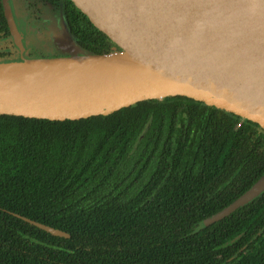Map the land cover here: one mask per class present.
Listing matches in <instances>:
<instances>
[{"label":"trees","instance_id":"16d2710c","mask_svg":"<svg viewBox=\"0 0 264 264\" xmlns=\"http://www.w3.org/2000/svg\"><path fill=\"white\" fill-rule=\"evenodd\" d=\"M66 2L84 54L120 51ZM262 175L264 129L186 96L81 119L0 113V264H264V191L201 226Z\"/></svg>","mask_w":264,"mask_h":264},{"label":"water","instance_id":"95a60500","mask_svg":"<svg viewBox=\"0 0 264 264\" xmlns=\"http://www.w3.org/2000/svg\"><path fill=\"white\" fill-rule=\"evenodd\" d=\"M72 1L120 51L84 54L71 40V55L0 60L1 114L81 119L143 100L186 96L264 129V0ZM263 191L264 175L201 226L231 215ZM14 215L52 235L70 237Z\"/></svg>","mask_w":264,"mask_h":264},{"label":"flooded vegetation","instance_id":"af4514ba","mask_svg":"<svg viewBox=\"0 0 264 264\" xmlns=\"http://www.w3.org/2000/svg\"><path fill=\"white\" fill-rule=\"evenodd\" d=\"M4 1L0 0V12L3 9L7 20ZM66 3V0H8L19 41L11 32L7 20L8 32L0 33V52L16 58L65 54L66 51L59 48L53 37L57 31L65 35L66 30L74 41L64 14Z\"/></svg>","mask_w":264,"mask_h":264},{"label":"rangeland","instance_id":"374dc122","mask_svg":"<svg viewBox=\"0 0 264 264\" xmlns=\"http://www.w3.org/2000/svg\"><path fill=\"white\" fill-rule=\"evenodd\" d=\"M57 25H59L58 22H56ZM65 28V27H64ZM54 41H56L57 45H59V48H62L64 51L67 52V55L70 54L71 52L73 53V51H71L73 48V43H72V39L70 38V36L68 35V33L65 30V35L62 32L57 31L56 34H54ZM40 58V57H51L50 56H34L33 58ZM25 58V57H24ZM28 59V58H26Z\"/></svg>","mask_w":264,"mask_h":264}]
</instances>
